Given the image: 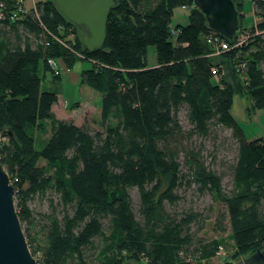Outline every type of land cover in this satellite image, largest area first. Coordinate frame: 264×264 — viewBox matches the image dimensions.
<instances>
[{"label":"trees","instance_id":"trees-1","mask_svg":"<svg viewBox=\"0 0 264 264\" xmlns=\"http://www.w3.org/2000/svg\"><path fill=\"white\" fill-rule=\"evenodd\" d=\"M113 1L102 47L88 51L84 29L64 18L54 0L24 11L15 0H0V162L14 187L20 224L32 222L30 199L48 190L65 208L60 217L48 216L42 243L27 234V245L37 242L31 254L39 251L44 264H204L220 240L193 233L200 214L165 209L185 184L223 205L214 225L220 232L228 226L232 259L264 253V138L246 139L230 112L238 93L264 113V0H249L256 19L250 27L242 23L245 0H232L239 29L231 40L208 27L192 0ZM181 7L188 9L187 23L172 26ZM244 33L245 42L233 46ZM209 36L228 49L214 55ZM49 58L67 69L79 59L91 63L79 82L101 96L98 121L55 116L56 91L42 85L46 72L60 79ZM181 108L187 130L178 122ZM219 128L230 131L236 148L229 192L200 150L188 146L192 138L216 140ZM45 131L50 135L37 150L36 135ZM96 239L94 260L87 261L84 250L95 249Z\"/></svg>","mask_w":264,"mask_h":264},{"label":"rangeland","instance_id":"rangeland-1","mask_svg":"<svg viewBox=\"0 0 264 264\" xmlns=\"http://www.w3.org/2000/svg\"><path fill=\"white\" fill-rule=\"evenodd\" d=\"M182 11H180L179 9L174 11V14L171 18L172 26L185 25L187 23L188 12L186 10ZM242 12L244 14V17L242 19L243 25L247 27L252 26L255 23V17L252 11V4L248 0L244 1V5L242 6ZM154 57L155 56L153 47L149 46L147 48L148 66L152 67L155 65ZM80 64L84 65V70H88L91 67V63L89 61L79 59L71 72H79ZM262 68H264V64H262ZM40 75H42V72H40ZM60 76L61 82L54 81L52 79L51 72H46L45 77L42 80V85L44 89L53 90L56 88L57 91L61 92V102L64 101L65 104L70 103V105H72L71 109L65 112L64 117H59L61 119L67 118L73 120L76 124H80L83 118L91 119L93 114V104L96 107H100V94L95 93L93 100H88L84 102L83 100H86L87 96L85 98V96H82L83 93L80 94L81 88H83L80 82L78 81L77 85H74L72 82L66 81L64 78V72H62ZM232 80L233 85H236V81L234 80V78ZM85 90H90V88H87ZM80 100L82 102L77 103ZM56 108L59 109V107ZM62 108L63 105L61 104V109ZM230 112L237 124L242 128L246 139L251 140L255 138H264V113L255 108H252V103L248 97L242 94L234 93ZM177 118L181 127L187 130L189 126L186 120L184 108L180 109ZM98 120L99 119H97V121ZM94 126V128L96 129L99 128L97 124H95ZM216 134L218 136L216 140H213L211 138L209 140L201 142L197 138H192L188 142V146L200 150V158L203 160L204 165L208 169L214 171L217 175L221 176L222 188L225 192H229L232 188L231 177L229 174V165L232 163V160L234 159L236 154L235 143L231 139L230 131L227 129L219 128ZM49 135L50 134L47 131L37 133V140L35 142V148L37 150H40L42 148L43 140H47ZM178 160L182 165L183 172L185 173L186 171H188L186 170L183 163V155H180ZM40 163L42 164L43 162L41 161ZM176 194L179 196V200L173 205L166 204V211L176 216H179L186 211H193L200 214L201 218L199 222L195 223L192 226L193 233L199 238H217L221 242L219 247L222 248L223 255L217 257L216 254H214L213 257L210 258L204 264H228L229 261L235 263L236 261L232 259L234 245L230 238V231L228 226L226 225V229L224 232H220L215 229L214 225L218 214L224 212L223 205L218 202H215L208 191L201 192L198 190V188H196V186L193 185H182L181 187H179V189L176 190ZM130 196L132 198L133 203L135 204L137 201L135 189L130 190ZM29 206L32 214V222H30L29 225L21 224L23 234L25 236L26 242L29 237H36L42 243L43 237L40 232L43 226L46 224L48 216L56 214L58 217H60L63 215L65 208H63L64 206L60 204L57 195L51 190H48L43 196L37 195L34 198L30 199ZM27 230L29 233H27ZM94 242L96 246L95 249L86 248L84 250V258L87 261L94 260L97 247L100 245L98 239H96ZM36 245L37 242H33L30 246L28 245V247L31 251H33ZM34 255L35 258L40 259L41 254L39 251H37ZM239 258L244 257L239 256ZM69 264L73 263L69 262Z\"/></svg>","mask_w":264,"mask_h":264},{"label":"water","instance_id":"water-1","mask_svg":"<svg viewBox=\"0 0 264 264\" xmlns=\"http://www.w3.org/2000/svg\"><path fill=\"white\" fill-rule=\"evenodd\" d=\"M192 3L204 15L212 31L228 40L236 36L238 11L232 0H192ZM54 5L64 18L84 29L82 43L86 50L102 47L106 17L114 5L113 0H54ZM1 151L0 142V156ZM14 195V187L0 162V264H44L30 252L15 209ZM233 260L234 264H264V253L258 250Z\"/></svg>","mask_w":264,"mask_h":264},{"label":"crops","instance_id":"crops-1","mask_svg":"<svg viewBox=\"0 0 264 264\" xmlns=\"http://www.w3.org/2000/svg\"><path fill=\"white\" fill-rule=\"evenodd\" d=\"M38 1H46V0H24V6H25V8L27 10L34 9L35 8V5H36V3ZM178 9L180 11H182L181 8H178ZM252 11H253V9H252ZM75 64L71 67V69L69 68L67 71H63V72H64V78H65L66 81L72 82L74 85H77V83L79 81V78H80V73H81L82 70H84L83 69L84 65L83 64H80L79 65V72L72 73L71 71L73 70V67L75 66ZM58 81L61 82V76H60V79ZM81 86L83 88H81L80 94L83 93L82 96H85V98L87 96V99L86 100H83V101L85 102V101H88V100H93L95 93H98V92L97 91L95 92L94 89L88 87L87 85L81 84ZM87 88H90V90H85ZM53 90L56 91V94H57V102L53 105L52 111H53V113L55 114V116L58 119H61L59 116L64 117L65 112H67L72 105H70V103L69 104H67V103L65 104L64 101L61 102V92L60 91H57L56 88L53 89ZM80 102H82V101L80 100L77 103H80ZM61 104L63 105V108L62 109H61ZM56 107H59L60 110L57 109ZM99 117H100V107H96L93 104V114H92V118L91 119L97 120V119H99ZM36 140H37V136H36Z\"/></svg>","mask_w":264,"mask_h":264},{"label":"built area","instance_id":"built-area-1","mask_svg":"<svg viewBox=\"0 0 264 264\" xmlns=\"http://www.w3.org/2000/svg\"><path fill=\"white\" fill-rule=\"evenodd\" d=\"M19 6L20 11H24L26 10L25 6H24V0H15ZM182 10H186L188 12V9L185 7H181ZM247 39V35L246 33L241 34L240 36H238L237 38H235V40L233 41V46H240L242 45L245 40ZM59 43H62V41L60 39H56ZM208 41L211 42L212 44H214V55H219L221 50H225L228 49V45L229 43H225L223 42V40H220V38H218V36H209ZM47 64L50 66L51 70L53 71L54 75H61V73L63 71H67L68 69L65 67V65L58 59H52L49 58L47 59ZM216 69L212 68L211 73L215 74ZM223 250L221 247H218L217 251L215 252L216 256H220L223 255ZM223 258V257H222Z\"/></svg>","mask_w":264,"mask_h":264}]
</instances>
